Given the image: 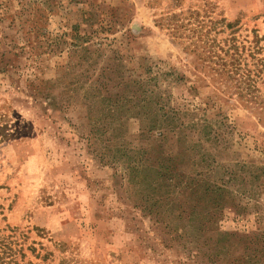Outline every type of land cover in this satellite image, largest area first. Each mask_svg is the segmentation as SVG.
Segmentation results:
<instances>
[{
	"label": "rangeland",
	"instance_id": "rangeland-1",
	"mask_svg": "<svg viewBox=\"0 0 264 264\" xmlns=\"http://www.w3.org/2000/svg\"><path fill=\"white\" fill-rule=\"evenodd\" d=\"M30 4L0 0V239L13 251L7 261L206 264L189 260L182 241L168 243L175 234L144 214L135 190L92 153L87 84L64 89L74 87L86 66L68 68L63 42L74 26L93 43L102 40L108 61L100 66L121 55L136 76L154 77L156 92L178 111L181 143L170 134L157 149L130 120L126 136L111 147L130 143L167 155L201 140L199 156L216 174L222 166L256 169L264 167V115L233 94L197 52L207 40L226 48L233 36L248 47L255 35L264 37V0H40L35 12ZM31 20L49 40L29 33ZM206 124L209 136L202 133ZM244 187L250 191L241 200L244 219L231 214L221 230L264 234V177ZM248 245L232 247L227 263L264 264L262 256L246 260L250 250H260Z\"/></svg>",
	"mask_w": 264,
	"mask_h": 264
},
{
	"label": "trees",
	"instance_id": "trees-1",
	"mask_svg": "<svg viewBox=\"0 0 264 264\" xmlns=\"http://www.w3.org/2000/svg\"><path fill=\"white\" fill-rule=\"evenodd\" d=\"M39 3L40 0H31L32 12L38 10ZM29 23L30 34L49 40L48 32L33 20ZM234 25L228 23L225 27L230 29ZM171 31L170 34L175 35L177 28ZM101 41L93 43L91 36L81 34L74 26L69 43L63 42L71 62L68 68L86 66L78 72L80 80L74 87L64 89L67 93L76 92L81 87H77L78 82L87 84L83 90L90 112L87 141L98 161L117 170L120 178L140 197L138 208L151 216L155 224L175 234L168 243L182 241L189 260L199 258L203 260L201 263L228 264L230 249L241 243L260 248L250 250L252 257L245 256L248 262L264 257V234L244 230L223 232L220 226L231 214L234 221L244 219L242 212L246 206H242L241 200L250 192L244 186L264 177V167L222 166L221 172L216 174L217 167H212L203 154L199 156L201 140L190 148L167 155L156 153L154 148L130 147V143L111 147L114 139L126 136L130 120L142 125L138 129L140 136H147V140L157 144V149L170 134L181 143L183 124H180L178 111L168 107L166 99L156 92L154 77L136 76L119 54L111 59L113 64L100 66L108 61ZM261 41L264 37L255 35L253 45L246 47L232 36L225 41L224 48L215 39L207 40L201 47L203 52L200 50L197 55L233 89V94L264 115V45L261 46ZM38 87L32 84V89L38 90ZM202 131L204 136H209L211 128L206 124ZM178 221H186V224L179 227ZM12 256L13 251L0 239V264H12V260L7 261Z\"/></svg>",
	"mask_w": 264,
	"mask_h": 264
}]
</instances>
